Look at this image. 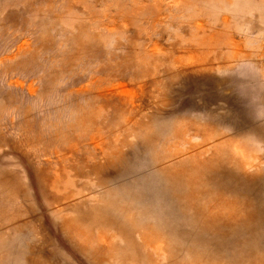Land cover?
Wrapping results in <instances>:
<instances>
[{
	"label": "rangeland",
	"instance_id": "rangeland-1",
	"mask_svg": "<svg viewBox=\"0 0 264 264\" xmlns=\"http://www.w3.org/2000/svg\"><path fill=\"white\" fill-rule=\"evenodd\" d=\"M0 264H264V0H0Z\"/></svg>",
	"mask_w": 264,
	"mask_h": 264
}]
</instances>
